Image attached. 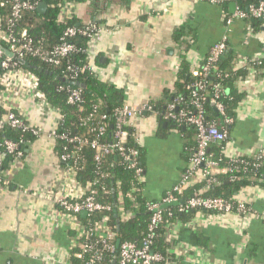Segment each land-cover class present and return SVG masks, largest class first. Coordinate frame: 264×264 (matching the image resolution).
Wrapping results in <instances>:
<instances>
[{
	"label": "crops",
	"instance_id": "crops-1",
	"mask_svg": "<svg viewBox=\"0 0 264 264\" xmlns=\"http://www.w3.org/2000/svg\"><path fill=\"white\" fill-rule=\"evenodd\" d=\"M234 2L211 0H85L72 7L77 26L95 25L87 44V60L97 78L123 90L124 104L140 109L150 104L152 113L141 111L130 122L140 147L145 150L142 196L160 201L181 185L195 148V137L183 128H168L163 120L168 95L173 93L180 60L174 32L183 28L190 45L186 59L190 71L199 70L210 48L226 36L237 55V68L264 58V26L248 34L249 26L237 20L226 26L224 17ZM226 9V12H225ZM237 83L245 92L225 140L229 158L264 153V72L248 68ZM2 106L19 111L27 122L45 133L26 145L25 156L2 174L8 188L0 185V264H62L72 245L69 227L52 200L21 195L58 189L62 169L47 132L57 128L56 114L42 115L36 100L21 98L11 89L1 96ZM165 124V126H164ZM203 180L195 172L184 192ZM237 201L252 213H197L189 221L167 224L171 262L163 264H264V189L242 190ZM85 218V217H83Z\"/></svg>",
	"mask_w": 264,
	"mask_h": 264
},
{
	"label": "trees",
	"instance_id": "trees-1",
	"mask_svg": "<svg viewBox=\"0 0 264 264\" xmlns=\"http://www.w3.org/2000/svg\"><path fill=\"white\" fill-rule=\"evenodd\" d=\"M37 2L46 4L45 14H38L37 9L27 12L12 29L19 38L27 37L31 39L34 46H41L46 49L57 46L67 27H85L77 26V21L74 18L66 22L58 21L59 5L61 3H83L85 0H37ZM261 2L264 3V0H239L237 4L247 15L241 21L249 26L252 32L261 31L264 26V15L262 18L251 16L249 7L258 6ZM224 3L226 6V2ZM0 16L3 22L6 23L8 18L7 9L0 8ZM23 33L24 36H22ZM185 35L187 33L183 28L177 29L173 35L174 42L179 45L178 56L180 64L173 93L168 95L164 101L167 105L173 99L178 98L179 109L192 112L190 104L191 89L189 87L193 82L201 81L205 84V98L202 100V107L205 111L206 121L214 122L218 127H222L224 126L223 118L214 108V86H219L221 90L220 101L224 107L226 117L234 121L236 110L245 98V92L237 88V83L247 77L248 68H254L257 71L264 70V58L249 61L248 67L237 68V55L231 52L214 62L202 76L193 78L185 56L190 49V45L185 42ZM88 42V36H78L74 40L80 50H86ZM226 47L227 49L230 47L228 40ZM0 48L5 50L6 45L0 42ZM206 59L207 56L200 65L199 70L205 64ZM68 60L72 63L80 64V62H85L86 56L84 53L79 52ZM13 61L20 68L37 77L40 92L46 101L60 112L62 120L56 128L57 136L64 135L67 139L79 138L82 141L77 143L76 141L68 142L67 140L56 139L53 151L59 161V165L62 167L73 165V160L61 161L62 156L72 155L75 158V161H77L75 165L77 181L83 187L91 186L96 192V202L106 208L93 212L85 218L77 215L78 220L85 229L100 222L104 217L108 220L107 223L113 233L112 242L115 248L113 253L103 252V258L98 264H112V261L118 255L117 241L120 242L119 246L124 242H131L140 246L149 234H152L150 250L163 257V261L160 264L171 262L173 254L169 253L171 240L166 236L167 224L176 221H189L200 212L210 215L223 214L212 210H202L201 208H188L185 204L173 206L162 210V221L150 230V219L153 212L148 210V204H161L165 196L160 201H148L141 194L146 160L145 150L138 145L132 129L128 126L126 129L129 136L124 147L138 152L137 165L142 169V172L136 175L135 170L112 147V135L114 132L113 112L115 109L122 107L125 102L123 90L99 80L94 73L90 72L78 75L73 81L71 75L65 70V61L60 66L54 67L44 64L35 57L26 56L23 58V61L30 66L36 69L42 68L43 71L41 73L36 69L32 70L20 64L16 58ZM2 73L3 71L0 70V75ZM71 81L78 82L84 86L83 88L78 87L81 91L80 101L74 104L67 101L68 91L75 88L69 83ZM3 113L5 111L0 106V114ZM90 115H92L90 120L84 122ZM103 115L106 116V121L104 122L100 120ZM102 124H106V126L104 131L100 133L97 129ZM170 126L178 132L185 128L190 133H193L195 137L194 128L190 126L169 122L168 128ZM230 126L225 128L226 135L229 133ZM5 140L17 144L22 149L23 158L26 144L33 143L36 138L28 132L7 127L0 130V144ZM93 140L109 148V152L103 155L100 163L95 161V150L90 147V143ZM224 143L225 141L211 146L207 153L212 160L217 162V168L211 170L207 178L179 194V199L188 201L191 198L200 196L220 198L229 203H236L238 202L237 196L242 190L252 187L264 189V157L256 155L253 157L229 158L225 154ZM12 159V155H8L5 158L1 166L3 171L8 169V164ZM219 169H223L225 172L221 173ZM125 213H128V215ZM77 235H79L78 232L69 230L71 238H77ZM78 240L81 243L86 241L94 244L98 240V236L94 235L89 238L79 236ZM95 249H101V245L96 244ZM77 254H81L80 248L71 249L65 264H87L91 258V253H82L80 258L76 257Z\"/></svg>",
	"mask_w": 264,
	"mask_h": 264
},
{
	"label": "built area",
	"instance_id": "built-area-1",
	"mask_svg": "<svg viewBox=\"0 0 264 264\" xmlns=\"http://www.w3.org/2000/svg\"><path fill=\"white\" fill-rule=\"evenodd\" d=\"M214 3L220 1L223 2H234L236 8L232 15L225 16L224 21L226 26L237 20H243L247 15L238 7L239 0H211ZM37 0H0V8L7 9L8 18L6 23L3 22L0 16V42L6 45V49L13 54L12 58L6 57L3 51L0 49V70L3 73L0 75V106L5 113L0 114V130L10 127L19 129L23 132H28L36 139H39L45 133V130L31 122H27L23 115L12 108H5L1 103V96L3 93H9L11 89L16 90L21 98H30L35 101L39 106V112L42 115L56 114L58 120L57 125L61 122L62 116L60 112L52 107L44 98L39 90V82L35 75L20 68L13 59L23 60L26 56L38 58L41 62L48 66H60L65 61V70L71 75L72 80L85 72L94 73V68L89 64L87 60V48L86 50H80L74 40L78 36H88L89 40L92 39L93 34L97 31L96 26L91 24L84 28H75L72 26L67 27L61 37L60 43L57 46L51 48H43L34 46L32 40L27 37H18L13 32L14 25L19 22L25 13L34 11L38 6ZM74 2L61 3L60 13L58 15L59 22H66L73 19ZM250 15L255 18H262L264 15V3L261 2L258 6L249 7ZM248 34H252L249 29ZM24 36V33L22 34ZM227 37L223 36L220 42L214 44L207 55L205 64L200 70L193 72V78L202 76L207 72L211 65L221 58L224 53L228 50L226 47ZM264 52V43L262 44ZM82 52L86 56L84 63L75 64L70 62L68 59L75 56L77 53ZM262 59V58H261ZM260 60V59H256ZM255 60V61H256ZM264 72V70H261ZM190 104L192 112L179 109V99L175 98L169 102L165 107L163 114V120L171 123H180L186 126L194 128L196 148L190 159L189 168L183 176V180L180 186H177L167 193L161 204L150 203L148 204V210L153 212L150 219V230L155 228L157 224L162 221V210L160 206L164 203L177 202L179 201V194H182L185 186L188 184L191 176L200 171L203 179L209 176L211 170L217 168V162L212 160L208 155V150L213 145L220 144L226 140V126H230L233 121L226 117L224 107L220 101V89L219 86H214V108L219 113L224 122V126L218 127L214 122H207L205 111L202 107V100L205 98V84L201 81L193 82L190 87ZM81 91L78 87H75L68 91L67 101L68 103L74 104L80 101ZM141 111L152 113V107L150 104H144L140 109L133 107L129 104H123L122 107L114 110V132L112 135V147L123 158L125 162L129 164L131 168L135 170V174L139 175L142 169L137 165L138 152L134 149H126L124 144L129 136L127 127L130 126L131 120ZM90 115L84 122L90 120ZM102 122L106 121V116L100 117ZM106 124L99 125L98 132H103ZM47 138L51 141L56 139L67 140L68 142L81 143L79 138L67 139L64 135L57 136L56 127L47 132ZM85 142V141H84ZM90 147L95 150L94 159L97 163L101 162L103 155L109 152L108 146L100 144L98 141L93 140L90 143ZM8 155H12L13 159L8 164L16 165L22 159V149L15 143L5 140L0 144V185L7 189L9 182L3 179L2 174L5 172L1 169V166ZM264 157V153L258 154ZM259 156V157H260ZM73 160L72 166L61 167L62 179L66 181L56 190L41 191V192H28V190L21 188L19 193L21 195L36 196L39 199L52 200L57 206L62 218L69 227V230H73L79 233L77 238H71L72 245L70 250L73 248H80L81 254H77L76 257L80 258L82 253H91V258L87 264H98L103 258V252L113 253L114 245L112 242L113 233L107 223V218L104 217L100 222L95 225L84 228L81 222L78 220L77 215L81 212H86L87 216L96 211L106 209L105 207L98 204L95 200V190L91 186L83 187L76 179V164L75 158L72 155H64L61 157V161ZM59 162V161H58ZM203 168V169H200ZM219 172L224 173L225 170L219 169ZM188 208H201L202 210H212L223 214H235V215H246L251 214L252 210L247 204L243 202L229 203L223 201L220 198L211 197H194L186 200L185 203ZM182 210V209H181ZM128 215V213H125ZM264 222V216L259 217ZM98 236V240L94 243H88L84 241L79 242V236L85 238ZM152 234L142 242L140 246L135 245L131 242H124L118 248V255L112 264H160L163 261V257L158 253H153L150 250ZM100 244L101 249H95V245ZM66 262V261H65ZM62 263V264H65ZM52 264V263H48ZM59 264V263H58Z\"/></svg>",
	"mask_w": 264,
	"mask_h": 264
},
{
	"label": "water",
	"instance_id": "water-1",
	"mask_svg": "<svg viewBox=\"0 0 264 264\" xmlns=\"http://www.w3.org/2000/svg\"><path fill=\"white\" fill-rule=\"evenodd\" d=\"M232 5V7H235V3H233V4H231ZM46 9H47V6H46V4L45 3H43V2H41V3H39L38 4V6H37V12H38V14H40V15H43V14H45V12H46ZM2 51H3V53H4V55L6 56V57H9V58H12L13 57V54L11 53V52H9L8 50H4V49H2V48H0ZM232 52V50L231 49H228L225 53H224V55H227V54H230ZM18 62L20 63V64H23L25 67H27V68H29V69H32V70H35L36 68L35 67H33V66H30L28 63H26V62H24L23 60H21V59H19L18 60ZM39 73H41L42 71H43V69L42 68H38V69H36ZM45 73H48L47 71H44ZM64 81V80H63ZM71 85H73L74 87H80V88H83L84 86L83 85H80L78 82H73V81H71V82H69ZM164 126H165V124H164ZM26 145H29V143H27ZM185 203V199H180L179 201H177V202H169V203H164V204H162L161 206H160V210H165V209H167V208H170V207H173V206H179V205H183ZM82 217H86L87 216V213L86 212H81V214H80ZM119 241H117L116 242V247L117 248H119Z\"/></svg>",
	"mask_w": 264,
	"mask_h": 264
}]
</instances>
